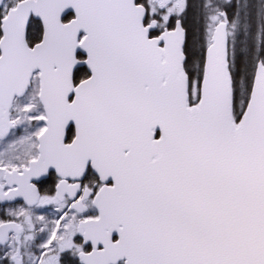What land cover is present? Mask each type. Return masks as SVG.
Listing matches in <instances>:
<instances>
[{
  "label": "snow or ice",
  "instance_id": "snow-or-ice-1",
  "mask_svg": "<svg viewBox=\"0 0 264 264\" xmlns=\"http://www.w3.org/2000/svg\"><path fill=\"white\" fill-rule=\"evenodd\" d=\"M196 7L0 0V264H264V0Z\"/></svg>",
  "mask_w": 264,
  "mask_h": 264
},
{
  "label": "trees",
  "instance_id": "trees-1",
  "mask_svg": "<svg viewBox=\"0 0 264 264\" xmlns=\"http://www.w3.org/2000/svg\"><path fill=\"white\" fill-rule=\"evenodd\" d=\"M253 3H258V0H252ZM189 10H188V28L190 35L200 34L203 31V14L196 7L200 0H188ZM232 9L228 10L229 16L231 17Z\"/></svg>",
  "mask_w": 264,
  "mask_h": 264
},
{
  "label": "flooded vegetation",
  "instance_id": "flooded-vegetation-1",
  "mask_svg": "<svg viewBox=\"0 0 264 264\" xmlns=\"http://www.w3.org/2000/svg\"><path fill=\"white\" fill-rule=\"evenodd\" d=\"M42 194H50L54 195L55 194V182L54 178L52 180H49L47 183L43 185L41 188ZM12 205L15 207H21L23 206V201L19 202H11ZM35 213L37 215H44L46 218H54V210L53 206H44L43 208L36 209ZM6 212L3 209V205H0V219H6Z\"/></svg>",
  "mask_w": 264,
  "mask_h": 264
}]
</instances>
